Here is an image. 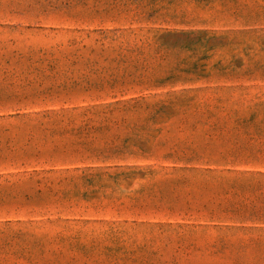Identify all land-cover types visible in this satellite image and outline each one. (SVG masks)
<instances>
[{
    "label": "rangeland",
    "instance_id": "obj_1",
    "mask_svg": "<svg viewBox=\"0 0 264 264\" xmlns=\"http://www.w3.org/2000/svg\"><path fill=\"white\" fill-rule=\"evenodd\" d=\"M0 264H264V0H0Z\"/></svg>",
    "mask_w": 264,
    "mask_h": 264
}]
</instances>
